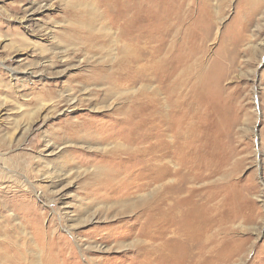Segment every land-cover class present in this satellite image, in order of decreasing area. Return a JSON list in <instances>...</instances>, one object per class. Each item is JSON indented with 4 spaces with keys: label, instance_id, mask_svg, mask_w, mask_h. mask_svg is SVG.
Here are the masks:
<instances>
[{
    "label": "rangeland",
    "instance_id": "obj_1",
    "mask_svg": "<svg viewBox=\"0 0 264 264\" xmlns=\"http://www.w3.org/2000/svg\"><path fill=\"white\" fill-rule=\"evenodd\" d=\"M86 1L0 0V264H41L43 240L53 230L61 240L50 247L71 254V264L164 260L149 253L154 240L153 246L162 241L154 232H140L142 219L125 215L116 230H108L121 209L102 199L101 186L93 191L97 155L81 153L88 150L76 137L58 136L71 135L70 127L82 122L88 130L106 122L93 109L106 100L91 101L102 87L84 79L112 65L118 46L114 31ZM192 1L190 18L184 9L168 10L185 15L177 28L174 15L167 19L170 82L190 68L189 77L202 84L200 94L186 82L179 85L194 101L175 116L197 127L195 144L216 164V176L202 183L204 197L218 185L216 264H264V0H204L203 8ZM85 89L92 98L80 97ZM68 96L77 98L73 111L63 105ZM95 240H103L105 250L93 251ZM122 242L128 247L114 248Z\"/></svg>",
    "mask_w": 264,
    "mask_h": 264
},
{
    "label": "bare ground",
    "instance_id": "obj_2",
    "mask_svg": "<svg viewBox=\"0 0 264 264\" xmlns=\"http://www.w3.org/2000/svg\"><path fill=\"white\" fill-rule=\"evenodd\" d=\"M86 3L95 8L96 16L114 31V44L118 46L119 57L112 65L92 72L84 79V83L102 87L92 93L94 99L91 101L101 98L104 103L106 100L107 104L100 106L92 103L94 111L103 114L106 122L102 129L93 130H88L87 123L82 122L70 127L71 135H57L59 138L76 137L80 139L77 145L86 146L88 150L78 149L81 153L97 155L92 188L101 186L99 195L102 199L109 204L116 203L121 209L115 219L108 222V230H116L127 217L142 219L140 232H154L162 241L153 246L154 240L149 251L163 258L162 264L218 263V185L212 186L211 195L207 197L202 188L206 177L216 174L214 157L207 149L195 144L199 141L195 134L197 127L186 120H177L175 116V112L184 115L190 109L194 101L190 92H198L202 84L192 81L190 68L170 82L172 29L167 19L174 15L177 23L173 28H177L184 24L185 15L170 14L168 10L184 9L190 18L195 3L192 0H87ZM204 3L200 0L196 6L200 8ZM201 19H197L196 25L201 24ZM192 24L196 26L194 22ZM185 29L188 36L191 30ZM187 39V45L183 42L181 47L182 52L189 46L190 38ZM182 82L191 85L190 92L184 95L179 88ZM89 91L85 89L80 97L89 99ZM108 99L111 101L107 102ZM76 103V97L68 96L63 101L66 111L75 110ZM98 132V136H93ZM118 197L124 200H117ZM123 201L134 202L124 205ZM125 215L127 217H123ZM92 218L86 222L91 223ZM51 233L50 240L42 243L41 264H71V254L66 257L62 255L63 249L56 253L50 247L53 240H61L56 231ZM93 244L96 253L105 250L103 240H95ZM127 247L123 242L114 245L116 249ZM151 263L157 264L155 259Z\"/></svg>",
    "mask_w": 264,
    "mask_h": 264
}]
</instances>
